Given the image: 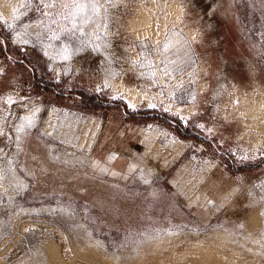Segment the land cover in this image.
I'll return each instance as SVG.
<instances>
[{
  "label": "rangeland",
  "instance_id": "374dc122",
  "mask_svg": "<svg viewBox=\"0 0 264 264\" xmlns=\"http://www.w3.org/2000/svg\"><path fill=\"white\" fill-rule=\"evenodd\" d=\"M0 264H264V0H0Z\"/></svg>",
  "mask_w": 264,
  "mask_h": 264
},
{
  "label": "snow or ice",
  "instance_id": "6c2138e0",
  "mask_svg": "<svg viewBox=\"0 0 264 264\" xmlns=\"http://www.w3.org/2000/svg\"><path fill=\"white\" fill-rule=\"evenodd\" d=\"M0 135H4L2 132H0Z\"/></svg>",
  "mask_w": 264,
  "mask_h": 264
}]
</instances>
